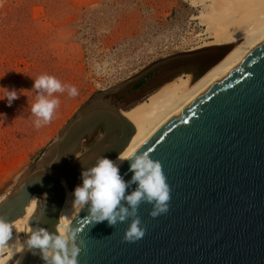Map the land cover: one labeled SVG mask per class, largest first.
<instances>
[{
	"label": "water",
	"instance_id": "obj_1",
	"mask_svg": "<svg viewBox=\"0 0 264 264\" xmlns=\"http://www.w3.org/2000/svg\"><path fill=\"white\" fill-rule=\"evenodd\" d=\"M110 94L91 101L22 175L0 204V215L14 222L46 192L32 228L55 232L65 181L102 154L103 142L79 158L67 146L88 113ZM145 151L163 166L171 188L169 211L152 218V205L141 203L138 215L146 234L130 243L123 239L130 219L114 227L106 220L86 224L88 205L77 209L62 224L83 229L79 264H264V36L134 153ZM129 166V160L119 166L125 182L133 174ZM136 187L131 184L126 195ZM35 251L23 246L0 264H45Z\"/></svg>",
	"mask_w": 264,
	"mask_h": 264
},
{
	"label": "rangeland",
	"instance_id": "obj_2",
	"mask_svg": "<svg viewBox=\"0 0 264 264\" xmlns=\"http://www.w3.org/2000/svg\"><path fill=\"white\" fill-rule=\"evenodd\" d=\"M192 1L0 0V200L101 94L111 91L103 106L123 94L122 103L112 102L110 108L124 109L178 77L199 79L232 50L234 45L212 44L201 9ZM159 69L142 91L127 94L136 80ZM41 74L75 86L79 94L55 93L60 104L52 121L36 128L30 107L37 95L33 79ZM5 89L23 90L9 106ZM109 109H97L77 128L67 146L76 158L101 141L99 152L111 143L119 118ZM131 126L122 135L123 146L120 141L98 157L112 160L119 154L134 132ZM71 180L81 182V173Z\"/></svg>",
	"mask_w": 264,
	"mask_h": 264
},
{
	"label": "clouds",
	"instance_id": "obj_3",
	"mask_svg": "<svg viewBox=\"0 0 264 264\" xmlns=\"http://www.w3.org/2000/svg\"><path fill=\"white\" fill-rule=\"evenodd\" d=\"M33 86L37 93L35 101L30 107L33 116L36 117L34 125L40 128L53 119L60 100L54 97L55 93L67 91L69 97H76L79 92L75 86L64 85L56 77L41 74L33 79ZM6 90L4 98L8 105L19 98L20 92ZM3 98V99H4ZM118 160H129L128 171L133 173L131 180L125 182L120 175L118 165L111 159L101 156L95 164L82 170V184L77 185L73 192V205L80 210L88 205V215L84 218L86 224L107 221L109 226L123 223L130 219L125 229L123 239L126 242H136L146 234V228L142 227V221L138 215L141 203L152 205L149 215L156 218L169 211L171 200V188L167 183L163 166L160 161L154 160L150 151L142 153H119ZM137 185L131 194L126 195V189L131 184ZM126 201L127 206L121 202ZM13 222L0 215V258L13 251V245L9 241L13 234ZM81 227H69L61 223L55 225V232H50L44 227H29L28 238L23 242L28 250H39L38 254L45 264H79L78 257L81 254L84 240L79 239ZM79 240V243L77 242ZM16 264H20L19 261Z\"/></svg>",
	"mask_w": 264,
	"mask_h": 264
},
{
	"label": "bare ground",
	"instance_id": "obj_4",
	"mask_svg": "<svg viewBox=\"0 0 264 264\" xmlns=\"http://www.w3.org/2000/svg\"><path fill=\"white\" fill-rule=\"evenodd\" d=\"M192 2L201 9L199 18L206 25L207 34L213 38L212 44L234 45V47L199 79L195 80L190 75L178 77L134 100L133 103L125 104L126 108L120 109L125 121L120 118L118 124L110 121L108 125L112 128L115 123L119 133L117 134L116 131L110 135L111 143L106 144L107 146L100 152L113 150L122 142L126 126L132 125L134 132L120 153H134L145 139L183 109L195 95L212 83L264 36V0H193ZM102 104H99L97 109L108 110ZM123 144L122 142V146ZM118 155L112 160L119 167L125 160H118ZM80 184L82 181L77 184H74L73 180L64 183V200L56 207L61 223H65L79 209L72 203L74 199L72 194L75 187ZM45 196L46 192L35 196L26 209L25 215L13 222V234L8 243L10 246L13 245L14 252L21 249L23 242L28 238L29 227L32 228L34 220L43 208ZM4 200L5 198L0 200V204ZM12 256L13 253L8 252L0 258V262Z\"/></svg>",
	"mask_w": 264,
	"mask_h": 264
},
{
	"label": "flooded vegetation",
	"instance_id": "obj_5",
	"mask_svg": "<svg viewBox=\"0 0 264 264\" xmlns=\"http://www.w3.org/2000/svg\"><path fill=\"white\" fill-rule=\"evenodd\" d=\"M159 72H160V69L157 70V71L154 70V71L151 72V74L148 73V74L146 75V76L149 75L150 77H146V76H144V77H142V78L136 80V81L132 84V86L129 87V89H128V93H127V94H132V93H133V94H136V93L142 91V89H144V88L146 87V85H147V83H148L149 80H155V78L157 77V75H158ZM140 82H144L143 85H141V86H139V87H136ZM123 96H124L123 94H120L116 99H114V102H116L117 105H118V104H121L122 101L124 100ZM118 110H120V109H118ZM118 110H117V112H116L115 114H116V116L119 118L120 115H119ZM95 111H97V109H96ZM95 111L92 110L90 113H88L87 118H88L89 116H92V114H98V113H99V112H95ZM91 119H92V118H91ZM91 119H89V122H90ZM119 119H120V118H119ZM80 126H81V125H80ZM102 126H103V125H100V128H102ZM78 128H79V127H78ZM103 130H105V127H104V126H103ZM76 132H77V131H76Z\"/></svg>",
	"mask_w": 264,
	"mask_h": 264
},
{
	"label": "trees",
	"instance_id": "obj_6",
	"mask_svg": "<svg viewBox=\"0 0 264 264\" xmlns=\"http://www.w3.org/2000/svg\"><path fill=\"white\" fill-rule=\"evenodd\" d=\"M211 54H213V52H211ZM144 82H140L136 87H139L141 85H143Z\"/></svg>",
	"mask_w": 264,
	"mask_h": 264
},
{
	"label": "crops",
	"instance_id": "obj_7",
	"mask_svg": "<svg viewBox=\"0 0 264 264\" xmlns=\"http://www.w3.org/2000/svg\"><path fill=\"white\" fill-rule=\"evenodd\" d=\"M105 104V103H104ZM111 105H107L105 106V109H109Z\"/></svg>",
	"mask_w": 264,
	"mask_h": 264
}]
</instances>
